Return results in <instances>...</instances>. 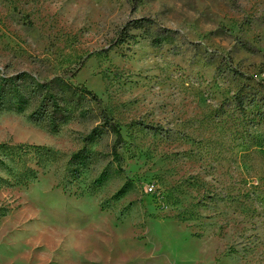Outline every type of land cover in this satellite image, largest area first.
Listing matches in <instances>:
<instances>
[{
	"label": "rangeland",
	"instance_id": "374dc122",
	"mask_svg": "<svg viewBox=\"0 0 264 264\" xmlns=\"http://www.w3.org/2000/svg\"><path fill=\"white\" fill-rule=\"evenodd\" d=\"M0 73V264H264V0H0Z\"/></svg>",
	"mask_w": 264,
	"mask_h": 264
},
{
	"label": "trees",
	"instance_id": "16d2710c",
	"mask_svg": "<svg viewBox=\"0 0 264 264\" xmlns=\"http://www.w3.org/2000/svg\"><path fill=\"white\" fill-rule=\"evenodd\" d=\"M144 21H139L137 23H128V25L133 29L143 28ZM148 22L150 20H147ZM125 42V39L118 40L115 42L116 45L122 44ZM29 75L27 73H21L18 75H14L13 77H8L2 75L0 73V107H4L5 101L8 102H16L19 106V109H24L28 102L32 99V94L36 93V90L25 89V85H27ZM30 86L36 87L37 92L39 90H45V87L51 86L53 84L54 87H50L48 93L43 98L41 102V106L32 114L31 118L35 121L41 122L46 121V118L51 121L52 127L56 130L62 123L67 122L70 118V113L67 107H73L80 104V101L84 99H88L89 101H94L97 103H101V100L97 96L96 93L90 91L87 87L83 85H72L66 79L61 78L59 81L55 83H45L43 85H39L33 82L31 79ZM60 87V91L62 93L61 98H59V94L55 92L56 87ZM25 94H27L25 96ZM30 95H32L30 97ZM61 95V94H60ZM64 103L65 106L60 105V102ZM104 117L105 113H103Z\"/></svg>",
	"mask_w": 264,
	"mask_h": 264
},
{
	"label": "built area",
	"instance_id": "2783aa9c",
	"mask_svg": "<svg viewBox=\"0 0 264 264\" xmlns=\"http://www.w3.org/2000/svg\"><path fill=\"white\" fill-rule=\"evenodd\" d=\"M153 189H154L153 186H149V187H148V191H149V192H153Z\"/></svg>",
	"mask_w": 264,
	"mask_h": 264
}]
</instances>
